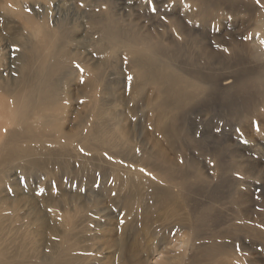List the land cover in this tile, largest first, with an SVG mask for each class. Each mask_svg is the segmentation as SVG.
Returning a JSON list of instances; mask_svg holds the SVG:
<instances>
[{
  "label": "rangeland",
  "instance_id": "obj_1",
  "mask_svg": "<svg viewBox=\"0 0 264 264\" xmlns=\"http://www.w3.org/2000/svg\"><path fill=\"white\" fill-rule=\"evenodd\" d=\"M20 1L0 0V252L29 254L52 241L70 264H264V83L250 94L214 87L163 109L151 84L140 91L126 51L91 28L92 17L111 15L160 53L174 49L185 75L244 76L262 65L237 47L257 43L262 0H221L236 10L219 30L189 24L185 4L201 0H22L19 10ZM182 23L194 39L178 34ZM61 38L68 53L58 73L49 56ZM31 53L42 61L30 65ZM51 73L50 103L33 104L23 78ZM88 73L104 74L98 89L86 87ZM25 110L20 125L14 118ZM164 186L177 196L176 213L150 193ZM34 208L62 239L36 234Z\"/></svg>",
  "mask_w": 264,
  "mask_h": 264
},
{
  "label": "bare ground",
  "instance_id": "obj_2",
  "mask_svg": "<svg viewBox=\"0 0 264 264\" xmlns=\"http://www.w3.org/2000/svg\"><path fill=\"white\" fill-rule=\"evenodd\" d=\"M228 1H234V0H228ZM18 3L21 4V6L17 5L18 9L22 10L23 9L22 0ZM262 3L264 4V0H262ZM225 5L221 0H218V2L216 0L215 1L201 0L199 1V3L196 4H185V8H187V19L189 21V24L191 26L194 25L199 27H210V28L214 27V29L219 30L220 27L224 24L222 17H224L229 12L236 10L232 6H225ZM257 16L260 17L258 21V26L255 30V34L257 35L255 37V40L257 41V43L253 48L251 46V42L250 44L248 43V45H250L251 48L250 49L247 48V50L245 49L246 47L243 46V44H239L237 47H240L241 50L250 53V55L253 58V59L251 58L252 61L254 60L257 63L262 64L260 66L261 69H259L258 72L252 71L249 74H245L244 76L238 75V71L236 73V70L232 69L228 74H225L224 76H220L216 80H214V78L208 79L206 76L202 77L201 75H198L191 70L186 72L187 75H185L182 72L183 71L182 67L179 64H176L171 58V56L175 54L174 49L170 48V50L172 51L171 52L169 50V47L168 48L164 47V52L160 53V49L157 46L159 45L158 43L157 45H151L148 43V39L143 35L136 36L135 31L139 32L137 29L132 28L129 34H126V32L125 33L122 32L119 29L116 20L111 15L110 16L103 15L99 19L98 17H92L91 28L96 30L101 35V40L102 41L104 40L108 44H110L109 46L111 48L117 46L120 47L121 50L126 51V53L130 58V63H131L130 67L134 70L135 76H137V81H139V84H141L142 86L140 91L143 89L144 84H151L152 88L148 90V92H155L159 94L158 97L161 101L162 104L161 107L163 109L168 107L178 108L193 100L195 94L200 93V95L201 94L205 95L211 90H213L214 87L216 88V90L219 91H222V87H224V89L228 88V90H233V88L247 89V91L249 90V94H250V90H252V88H256L257 86L261 85V83H264V61H262V58L264 57V11H260V15L257 14ZM175 29L177 30L178 34L180 35L185 34L190 39H194L196 37L194 35L195 32H192L189 29V27H187L184 23L179 24L178 26L175 27ZM62 38L53 41L52 45L54 47V50L52 49L53 51L49 56V59L51 58L53 61L56 62V64L59 65L58 73L61 72L60 70L62 69V66L65 63L66 60L65 58L67 57V53H68L66 48L64 47V41L62 40ZM198 53L199 52L197 51V54ZM43 56L44 54L31 53L28 58V60H30L29 64L31 65L33 59H37L36 61L38 62L42 61L41 58ZM234 63L233 62L230 63V66L232 68L235 67L233 66ZM102 66H103L102 62L99 63L98 69H102L101 68ZM28 76L29 77L26 78L25 75V77L22 80L21 86L22 88H24V93L27 94L29 101H31L33 104L47 106L51 101V94L55 92L54 89L56 88L58 83L57 78L51 73L50 75H47V77L46 76L43 77V79L40 82H37L35 80L36 78L35 75L30 76L28 74ZM86 76H87L86 87L89 88L87 89L96 90L99 88L101 81H103L102 78L104 77V74L102 73V75L101 74L93 75L91 73H88ZM223 80H225V83H222ZM226 85L228 86L225 87ZM100 88L102 89V87ZM17 108L18 110L20 109L19 107ZM18 112L22 113L21 109ZM25 113L26 110L25 112H23V116H21L22 114L19 116L16 115L14 118L15 122L16 123L19 122L20 125L23 124L26 119L24 117ZM35 131L36 130L34 131L31 130V128L29 129L30 133L33 132L36 133ZM9 136H13V133L10 132L7 138H9ZM104 138L106 139L108 138L107 132L105 133ZM114 155L122 156L121 152H114ZM132 186L138 189H143L145 187V185L143 184H133ZM150 193L153 195H159L158 200L155 203L159 208H163L166 205H169L172 212L176 213L175 210L177 209L178 201L174 191L170 190L167 186H164L162 188V191H160L156 187L150 188ZM118 197H119L118 200H120V202L126 199L125 195L123 194L119 195ZM54 205L58 209L60 208L63 209L65 205L67 206V198L63 197L61 201L58 200V202L55 203ZM34 211L37 216L35 223L37 226L41 225L40 231L37 232L36 234L46 238L45 235L47 234V232H50L57 235V237L60 236L61 239L64 237L62 229L59 228V226L57 227L55 223H51L49 219L45 217V215L41 214L38 208H34ZM28 226L29 228L32 227L31 224H28ZM36 234L35 236H38ZM187 244L188 241L183 239L182 246H186ZM59 245L52 241L49 242L43 241V243L41 244L34 245V247H32V249L30 250L29 254L27 253L25 254V252H23L22 250H18L15 253L8 254L6 250H3L0 252V264H47L53 261V253H58L59 257L55 262L50 264H70L69 259L64 257V255L61 253V249L63 250L62 244L60 246ZM41 251L44 252V256L39 257V253ZM19 257H22V259L19 260L18 259ZM75 261L76 264H78L76 259Z\"/></svg>",
  "mask_w": 264,
  "mask_h": 264
},
{
  "label": "snow or ice",
  "instance_id": "obj_3",
  "mask_svg": "<svg viewBox=\"0 0 264 264\" xmlns=\"http://www.w3.org/2000/svg\"><path fill=\"white\" fill-rule=\"evenodd\" d=\"M257 4L260 3V0H256ZM29 11H31V9H29ZM153 11H155V7H153Z\"/></svg>",
  "mask_w": 264,
  "mask_h": 264
}]
</instances>
